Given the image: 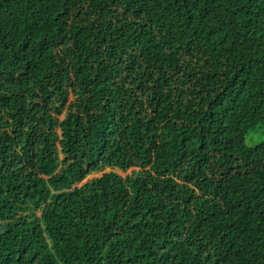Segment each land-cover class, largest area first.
<instances>
[{
    "label": "trees",
    "instance_id": "obj_1",
    "mask_svg": "<svg viewBox=\"0 0 264 264\" xmlns=\"http://www.w3.org/2000/svg\"><path fill=\"white\" fill-rule=\"evenodd\" d=\"M251 132L264 0H0V264H264Z\"/></svg>",
    "mask_w": 264,
    "mask_h": 264
},
{
    "label": "rangeland",
    "instance_id": "obj_2",
    "mask_svg": "<svg viewBox=\"0 0 264 264\" xmlns=\"http://www.w3.org/2000/svg\"><path fill=\"white\" fill-rule=\"evenodd\" d=\"M72 96V95H71ZM72 97H70V100H69V103L67 104V107L66 109L69 108L70 106V103L72 102ZM264 140V132H251L247 137H246V144L250 145V146H253L261 141ZM109 170V169H108ZM107 170V171H108ZM132 170L128 171L127 173H123L122 171H119L120 173H122L123 175H126L128 173H130ZM102 175V173H97V174H94V175H91L87 180L89 179H92L96 176H100Z\"/></svg>",
    "mask_w": 264,
    "mask_h": 264
}]
</instances>
